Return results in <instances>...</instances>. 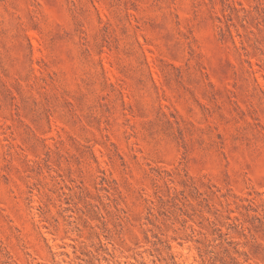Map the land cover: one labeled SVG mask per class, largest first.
<instances>
[{
  "label": "clouds",
  "instance_id": "clouds-1",
  "mask_svg": "<svg viewBox=\"0 0 264 264\" xmlns=\"http://www.w3.org/2000/svg\"><path fill=\"white\" fill-rule=\"evenodd\" d=\"M0 264H264V0H0Z\"/></svg>",
  "mask_w": 264,
  "mask_h": 264
},
{
  "label": "rangeland",
  "instance_id": "rangeland-1",
  "mask_svg": "<svg viewBox=\"0 0 264 264\" xmlns=\"http://www.w3.org/2000/svg\"><path fill=\"white\" fill-rule=\"evenodd\" d=\"M102 19H103V17H102ZM141 39H142V41H144V43H143V47L145 49L144 58L146 61L149 62V64H151V61H152L153 56L155 54L154 45H153V43L148 42L149 41L148 35L141 37ZM105 67L106 68L108 67L107 63H105ZM53 68H54V70L59 71V69H57L55 65L53 66ZM153 79H156V77L154 76ZM131 87H132V85L130 84L129 88H131ZM49 122H50V125L54 124L57 129L61 128L63 125L62 121H59V120L53 121L51 117H49Z\"/></svg>",
  "mask_w": 264,
  "mask_h": 264
}]
</instances>
